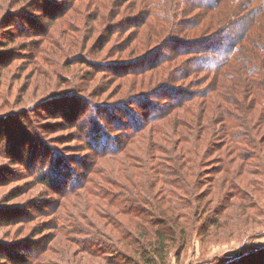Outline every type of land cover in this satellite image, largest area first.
I'll list each match as a JSON object with an SVG mask.
<instances>
[{
    "label": "rangeland",
    "instance_id": "1",
    "mask_svg": "<svg viewBox=\"0 0 264 264\" xmlns=\"http://www.w3.org/2000/svg\"><path fill=\"white\" fill-rule=\"evenodd\" d=\"M64 1L41 0L37 15L23 12L30 24L34 19L33 25L44 28L37 31L20 22V30L29 31L26 34L9 27L21 4L0 0V216H6L0 221V244L12 251V260L0 264H132L151 257L155 251L152 239H142L146 230L141 229V236L132 234L133 240L114 227L121 221L126 232L135 227L134 223L140 230L141 221L117 214L106 205L101 210L96 208L97 196L108 199V193L131 194L135 185L127 183L130 175L140 182L142 197H150L147 203L139 201L134 206L143 205L155 212L158 208L155 219L164 220L170 237L174 236L167 242L165 261L153 257L157 264H264V151L259 149L263 160L253 158L240 172L236 167L241 164L239 160L232 166L234 172L224 175L219 169L224 171L225 155L212 148L208 157L201 156L194 177L188 178L195 191L193 197L182 196L186 187L177 190L161 175L146 168L142 172L147 162L138 159L144 157L141 153H134L142 139L115 159L97 158L89 147L93 145L90 127H95L97 115L106 113V108L110 113L123 107L117 100L134 92L130 79L113 81L108 78L110 74H98L93 67L117 62V49L128 33L146 30L136 25L145 0H129L124 7L117 0L113 17L99 32H93L95 13L87 10L88 0L58 20H46L60 14ZM131 3L135 10L126 12ZM115 31L125 34L119 39ZM40 32L46 33L41 37ZM192 79L175 85L187 86ZM141 84L138 91L147 87ZM78 105H87L92 111L83 118L85 127L70 125L79 112ZM102 124L114 130L104 139L111 146L127 130L118 124ZM87 130L89 135H85ZM128 153L131 156L127 160L124 157ZM157 157L164 158L162 154ZM189 157L194 162L191 154ZM116 160L121 168L134 163L133 172L121 169ZM137 160L142 165H137ZM66 187H72V192L64 193ZM168 205L172 211L165 219L159 213ZM102 212H106L105 219L99 216ZM80 231L86 235L78 234ZM93 237L101 243L99 253L85 251L82 246L81 242H92Z\"/></svg>",
    "mask_w": 264,
    "mask_h": 264
},
{
    "label": "trees",
    "instance_id": "2",
    "mask_svg": "<svg viewBox=\"0 0 264 264\" xmlns=\"http://www.w3.org/2000/svg\"><path fill=\"white\" fill-rule=\"evenodd\" d=\"M11 1H14L13 4H21V7L16 10L19 12L9 27L29 34L25 28L20 30V22L30 24L23 12L37 15L36 12L41 9V0ZM84 1L65 0L59 7L60 14L57 13L58 15L46 20H58L67 12L74 11L76 4ZM121 1V6L124 7L125 2L129 0ZM145 1L142 3V11L138 13L140 18L136 25L139 30L143 27L146 30L144 28V32H132L131 35L128 33L122 46L117 49V62L110 66L102 64L93 67L98 74H110L108 78L113 81L130 79V89L134 93L117 100L123 107H111L113 110L110 113H107L110 110L106 108V117L104 114L100 117L97 115L95 127H90L92 139L89 140L93 145L89 147L98 159H115L126 153L130 145L142 139V145L136 144L134 148V153L144 156L138 159L147 162L142 172L146 168L154 175H161L166 184L177 190L186 187L187 191L181 195L187 197L190 194V197H193L195 191L191 189L192 184L188 178L194 177L202 163L201 156L208 157L212 148L214 152L225 155L226 162L222 161L224 171L223 167L219 169L224 175H231V172H234L232 166L239 160L241 164L236 165L239 172L243 170V164L253 158L263 160V156H259V149L264 151L261 145L264 144V0H152L150 4ZM87 5V10L95 13L93 20L96 26L93 32H99L100 27L113 17V11L119 6V2L88 0ZM133 5L129 4L125 11L135 10ZM43 11L45 12V9ZM33 23L34 19L30 27L37 28L38 31L40 25ZM40 29L43 31L44 28ZM45 33L40 32L39 36L43 37ZM115 33L119 39L125 34L123 31ZM85 64L90 66L92 63ZM189 78L193 79L187 86L175 85ZM144 83L147 87L138 91L140 84L142 86ZM118 92L120 93L121 89ZM78 107L81 117L78 118L77 113L70 120V125L85 127L83 118L92 111L87 105ZM135 107L143 108V111L138 112ZM177 110L174 115L173 112ZM117 114H121V117ZM136 118L137 121L133 120ZM167 118L164 123L163 120ZM104 122L118 124L119 127L127 129L115 141L114 146L104 140L114 131L109 124H106L109 128H105L103 124L101 127ZM88 132L87 130L85 135H89ZM121 138H125V141ZM128 154L124 157L127 160L131 156ZM158 154H162L164 158L157 157ZM190 154L194 157V162L189 161ZM197 160L198 162H195ZM137 163L142 165L139 160ZM118 164L121 168L122 164ZM121 169H129L132 173L134 163ZM116 171L118 173L119 168ZM135 175H140V172ZM130 176V179L126 178L127 183L135 185L131 194L127 192L126 197L122 193H108V199L97 196L99 201L95 203L96 208L101 210L106 205V208H113L117 214L141 221L140 230L138 225L129 221L134 223L135 227L126 232L121 221L118 223L114 220V223H118L114 226L118 227L116 232L120 233L118 229L122 230L127 236L126 239L131 236L135 240L132 234L141 236V229L147 231L142 239H152L155 249L153 255L142 257L132 264H157V260L163 263L167 255V242H172L174 236L170 237L164 220L155 219L153 214L158 216V208L154 207L157 210L155 212L149 211L143 205L134 206V203L139 201L147 203L150 197H142L140 182L138 183L135 176ZM146 183L149 185L148 179ZM197 185L198 183L195 184V190L199 186ZM72 187H66L64 193H71ZM196 198L199 200L198 196ZM178 199L181 203H186L184 199ZM170 211L172 210L168 205L166 208L161 207L159 214L166 219ZM99 216L105 219L106 212ZM5 218V214L1 215L0 221ZM78 234L86 235L81 231ZM92 242L81 243L85 251L99 253L100 241L93 237ZM35 248L38 250V247ZM10 252L12 251L8 247L0 244V261L10 262ZM150 252L152 254V250Z\"/></svg>",
    "mask_w": 264,
    "mask_h": 264
}]
</instances>
